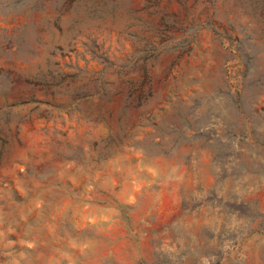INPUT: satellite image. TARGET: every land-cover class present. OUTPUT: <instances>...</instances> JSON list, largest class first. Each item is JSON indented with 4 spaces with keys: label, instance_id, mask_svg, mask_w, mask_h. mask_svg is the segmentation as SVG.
<instances>
[{
    "label": "rangeland",
    "instance_id": "1",
    "mask_svg": "<svg viewBox=\"0 0 264 264\" xmlns=\"http://www.w3.org/2000/svg\"><path fill=\"white\" fill-rule=\"evenodd\" d=\"M0 264H264V0H0Z\"/></svg>",
    "mask_w": 264,
    "mask_h": 264
}]
</instances>
